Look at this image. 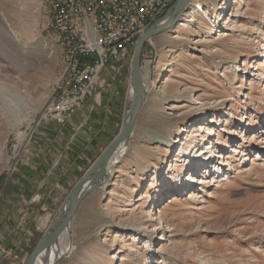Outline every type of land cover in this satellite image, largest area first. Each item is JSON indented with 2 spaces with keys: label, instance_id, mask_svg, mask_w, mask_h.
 <instances>
[{
  "label": "rangeland",
  "instance_id": "1",
  "mask_svg": "<svg viewBox=\"0 0 264 264\" xmlns=\"http://www.w3.org/2000/svg\"><path fill=\"white\" fill-rule=\"evenodd\" d=\"M51 1L0 0V264H25L131 104L134 45L84 104L89 140L103 117L117 122L97 149L81 151L77 135L62 130L69 120L43 113L64 71ZM238 1L231 15L234 0H189L179 20H190L189 30L178 22L143 45L141 75L149 63L150 84L134 134L111 176L80 201L72 248L52 264H264V0ZM190 140L203 152L186 158ZM34 150L44 161L42 186L11 205L10 185ZM205 153L206 171L198 165ZM190 176L198 180L187 187Z\"/></svg>",
  "mask_w": 264,
  "mask_h": 264
},
{
  "label": "built area",
  "instance_id": "2",
  "mask_svg": "<svg viewBox=\"0 0 264 264\" xmlns=\"http://www.w3.org/2000/svg\"><path fill=\"white\" fill-rule=\"evenodd\" d=\"M130 1L67 0L69 9L60 6V11L52 12L61 21L62 12L73 10L81 23L71 24L69 47H62L67 75L55 78L56 95H47L43 113L49 119L59 124L70 120L94 94L102 72L115 69L113 63L130 52L150 22L160 18L174 0H137L138 7H131ZM61 23L60 29H54L60 44Z\"/></svg>",
  "mask_w": 264,
  "mask_h": 264
},
{
  "label": "water",
  "instance_id": "3",
  "mask_svg": "<svg viewBox=\"0 0 264 264\" xmlns=\"http://www.w3.org/2000/svg\"><path fill=\"white\" fill-rule=\"evenodd\" d=\"M189 0H174L173 4L165 11V13L156 21L151 23L147 29L137 38L130 59V100L129 107L123 110L122 120L118 133L107 143L99 155L91 162L88 168L80 175L81 177L74 183L69 195L61 206L56 219L48 225L40 240L29 253V257L25 264H35L38 257L49 256L50 249L59 243V236L62 231L71 226V220L75 212L79 208L80 201L93 189L103 185L111 175V168L117 163L113 160L118 148L134 134V125L138 115V111L145 100L144 81L141 75L140 57L142 47L147 40L155 34L162 32L176 24L180 20V16L188 9ZM56 260V259H55ZM54 260L50 263L52 264Z\"/></svg>",
  "mask_w": 264,
  "mask_h": 264
},
{
  "label": "bare ground",
  "instance_id": "4",
  "mask_svg": "<svg viewBox=\"0 0 264 264\" xmlns=\"http://www.w3.org/2000/svg\"><path fill=\"white\" fill-rule=\"evenodd\" d=\"M67 0H52L51 2H50V6H51V13L53 12V11H60V6H62V9H69V6H68V2H66ZM55 2V3H54ZM234 2H236V5H235V7L233 8V12H231V15H236V9L238 8V6H239V1L237 0H234ZM130 4H131V7H138V4H137V0H131L130 1ZM199 9H200V12H201V14L203 15V13L205 14V17L206 18H210V16H209V12L207 11L206 12V10L200 5L199 6ZM196 12H198V10H196ZM187 16L188 17H190V18H192L191 20H193V16H191V14L190 13H187ZM61 21H62V23H61ZM61 21H60V15H54L53 17H52V22H53V30L54 29H60V23H61V32H60V37H61V45H62V47H69V35H70V31H71V24H80L81 23V21H80V15L78 14V13H76V12H74L73 10H69V11H66V12H62V14H61ZM189 21L190 20H188L187 18H183L180 22H179V26L181 27V28H183V29H186V30H189V28H190V23H189ZM154 21H151L150 22V24L151 23H153ZM207 29H209V28H211V26H208V27H206ZM3 31H4V35H8V34H10V32L8 33V30H6V29H3ZM53 34L55 35V37H57V30H54L53 31ZM179 35H182V34H180L179 32H178V35H177V37L179 36ZM223 35H225V34H223ZM222 35V36H223ZM57 39H58V37H57ZM62 52H63V49H62ZM145 67H144V74H143V81H144V89H146V88H148V86H149V84H150V81H149V76H150V73H151V66H149V63H146L145 65H144ZM63 68H64V71H63V73H62V75L60 76V77H64V76H66L67 75V68H66V60H65V52H63ZM166 84H168V82L166 81V83H165V85ZM51 91H50V95H56V84H54L52 87H51V89H50ZM131 92V91H130ZM129 92V93H130ZM129 96H130V94H129ZM4 101H3V108H7L9 105H10V103H9V101L8 100H6V99H3ZM214 118H211V121L209 122V125H212V123H214ZM200 127V130H203V129H206L205 131L206 132H208V133H210L211 132V130L209 129V128H206V127H202V126H199ZM197 131V130H196ZM194 134V133H193ZM197 134V133H196ZM196 134H194V135H191V136H196ZM204 136L205 135H202V138L201 139H204ZM195 139V138H194ZM190 142V147H191V149L190 150H188L187 151V154H188V157H186V158H190L191 156H196V153L200 150V148H198V146H199V144L197 143V144H194L193 142H192V140H190L189 141ZM195 143H196V141H195ZM126 148H127V146H126V144H122L119 148H118V150H117V152H116V154H115V156L113 157V160L114 161H116V162H119V158L123 155V153L126 151ZM201 151L203 152V149L201 148ZM210 152H212V150L211 149H209L208 150V153H210ZM219 155H221V154H219ZM198 156H201L200 158V162L198 163V165H201V169H203V170H207V168H209L208 166H206V164L208 163V165L209 164H211V160L210 161H206L205 162V160L208 158V157H206L207 156V154L205 153V154H199ZM222 161V160H221ZM223 163V162H222ZM115 166V165H114ZM212 167V166H211ZM216 166L215 165H213V168H215ZM113 168V167H112ZM112 168H111V170H112ZM212 168H210V169H208V172L210 173V170H211ZM214 172H218L219 170L218 169H214L213 170ZM188 180L189 181H187L186 183H187V187H188V185H189V183L191 182L190 180H192V181H194L195 180V177L194 176H190V177H188ZM198 180V179H197ZM197 180H195V182H197ZM185 183V184H186ZM191 186V185H190ZM172 199H174V196H172L170 199H169V201L170 200H172ZM158 212L160 213L161 212V210H160V208L158 207ZM156 217H155V215H153V217H152V219H155ZM152 227H154L155 228V225L152 223V226H151V229H153ZM70 229V226H68L67 228H65L63 231H62V233L60 234V236H59V239L61 240L58 244H57V246H53L51 249H50V251H49V256L48 257H43V256H41V257H38V259L36 260V263L35 264H50L53 260H55V259H57L58 257H60L61 255H63L64 253H67V252H69L70 250H71V248H72V246H71V243H69L70 242V234H69V230ZM150 229V232L152 231ZM59 244L61 245V244H63V248L62 249H60V246H59ZM56 247V248H55Z\"/></svg>",
  "mask_w": 264,
  "mask_h": 264
},
{
  "label": "crops",
  "instance_id": "5",
  "mask_svg": "<svg viewBox=\"0 0 264 264\" xmlns=\"http://www.w3.org/2000/svg\"><path fill=\"white\" fill-rule=\"evenodd\" d=\"M102 73L105 74L104 71ZM89 98H88V100H89ZM94 105L95 104L93 103L92 106H94ZM96 105H97V103H96ZM87 106H88V104L85 107L87 108ZM92 106H90L89 109H91ZM85 107L83 106L79 111L73 113L71 119L68 121V123L66 125L63 126L62 130H64L68 134L71 133V135L75 133L77 135L75 144L78 146V148L81 149V151L87 150V152H88L90 150L93 151V150L97 149L95 147V146H97L96 144L99 141H102L101 139L103 138V136H105L107 133H110L112 131V128L114 129L115 127H117V122H116L115 118H111L108 122V120H105V117H103L102 125L101 124L99 125L98 132H96L95 135L93 136V138L92 139L90 138L91 140H89L87 137V135H88L87 127L85 126V124L83 126V123H84L83 116L86 115L85 109L83 110V108H85ZM88 114H89V110H88ZM103 123H105V124H103ZM42 127L43 128L45 127V128H48V129L54 131L53 129H51L52 127H47V125H44ZM86 130H87V132H86ZM97 135H99V136L96 137ZM50 151H51L50 148L46 149V150L44 148L43 154L46 156L47 155L46 153L50 152ZM37 153H39V152L34 150V153L27 156L30 159H29V161H27V160L24 161V163L21 165V167H20L21 171H19V173L17 175L18 180L12 181L13 183L10 185L9 193H10V195L15 194L13 199H16V200L10 199L11 205L16 203L17 200L19 202H22V204L24 205L26 203V201L23 197V193H26L27 190H29V192H31L33 190V188H36L35 190H37L40 186H42L41 185L42 178L39 177V175L41 174V167H42V164L44 161H42V159L40 157L39 158L35 157L36 155H38ZM50 167H51V165H50ZM77 168H79V167H77ZM21 192H23V193H21Z\"/></svg>",
  "mask_w": 264,
  "mask_h": 264
}]
</instances>
